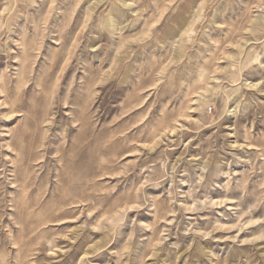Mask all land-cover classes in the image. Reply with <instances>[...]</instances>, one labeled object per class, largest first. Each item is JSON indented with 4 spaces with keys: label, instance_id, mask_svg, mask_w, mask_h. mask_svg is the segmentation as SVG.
Wrapping results in <instances>:
<instances>
[{
    "label": "rangeland",
    "instance_id": "obj_1",
    "mask_svg": "<svg viewBox=\"0 0 264 264\" xmlns=\"http://www.w3.org/2000/svg\"><path fill=\"white\" fill-rule=\"evenodd\" d=\"M0 264H264V0H0Z\"/></svg>",
    "mask_w": 264,
    "mask_h": 264
},
{
    "label": "bare ground",
    "instance_id": "obj_2",
    "mask_svg": "<svg viewBox=\"0 0 264 264\" xmlns=\"http://www.w3.org/2000/svg\"><path fill=\"white\" fill-rule=\"evenodd\" d=\"M181 49V48H180ZM29 236V235H28ZM40 237V236H39ZM36 240V239H35ZM53 246V245H52ZM28 248V247H27ZM51 248V247H50ZM18 250V249H17ZM26 254V253H25ZM19 258V257H18Z\"/></svg>",
    "mask_w": 264,
    "mask_h": 264
}]
</instances>
